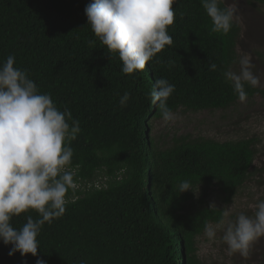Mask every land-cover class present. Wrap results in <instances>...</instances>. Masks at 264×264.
<instances>
[{
    "label": "trees",
    "instance_id": "trees-1",
    "mask_svg": "<svg viewBox=\"0 0 264 264\" xmlns=\"http://www.w3.org/2000/svg\"><path fill=\"white\" fill-rule=\"evenodd\" d=\"M92 2L0 0V63L14 55L15 66L61 111L69 109L81 128L70 142L77 189L68 196L74 203L42 226L37 257L18 251L9 256L11 245L0 241V264H36L37 258L47 264H205L198 238L223 221V205L251 176L257 140L181 135L161 148L149 132L150 121L162 119L149 94L155 80L165 78L175 85L167 100L172 112L236 103L223 73L238 59L241 26L234 22L227 34L212 32L201 0H175L168 26L173 44L143 71L125 74L118 53H109L87 24L84 10ZM245 90L247 98L264 96L258 86L245 84ZM125 91L130 99L121 107ZM183 180L192 190L177 193ZM209 191L220 205L207 203ZM28 215L39 214L29 209L11 223L19 228Z\"/></svg>",
    "mask_w": 264,
    "mask_h": 264
},
{
    "label": "clouds",
    "instance_id": "clouds-1",
    "mask_svg": "<svg viewBox=\"0 0 264 264\" xmlns=\"http://www.w3.org/2000/svg\"><path fill=\"white\" fill-rule=\"evenodd\" d=\"M175 0H93L85 7L87 24L109 53H118L122 72L143 71L146 64L166 46L173 44L168 26L174 23ZM225 0H201L212 21L211 31L227 34L239 21L236 4L220 7ZM15 56L0 63V241L11 245L9 256H38L37 239L42 226L65 214L66 205L74 203L69 191L77 189L76 171L71 167L73 149L70 142L81 132L80 122L65 108L61 111L49 93H41L26 70L15 66ZM239 72L231 69L223 75L232 84L241 102L247 99L245 84L256 87L260 77L253 72L248 55L239 60ZM217 65L210 64L215 70ZM175 85L165 78L155 80L150 101L157 106L165 122L174 119L167 100ZM130 93L120 97L125 107ZM71 121V123H69ZM177 193L192 190L191 181L183 180ZM214 205V204H213ZM212 205V206H213ZM253 215L241 212L223 232L229 255L247 257L254 241L264 237V199L252 205ZM35 210L34 219L15 228L14 216ZM207 230L209 238L215 237ZM36 264H47L42 258Z\"/></svg>",
    "mask_w": 264,
    "mask_h": 264
},
{
    "label": "rangeland",
    "instance_id": "rangeland-1",
    "mask_svg": "<svg viewBox=\"0 0 264 264\" xmlns=\"http://www.w3.org/2000/svg\"><path fill=\"white\" fill-rule=\"evenodd\" d=\"M226 5L236 4L238 7V23L241 34L237 44L238 59L231 70L239 72V60L248 55L254 65L253 72L260 77L258 87L264 88V4L248 2L247 0H225ZM174 119L165 122L163 119L151 120L150 136L158 146L166 148L173 144L174 138L188 135L193 138L205 137L219 141L254 138L258 152L251 168L252 174L245 182L234 200L226 205L225 217L221 223H212L198 238V254L205 264H260L264 259V237L253 242L249 255L239 253L229 255L227 245L222 236L225 226L234 222L241 213L253 215L252 205L257 199H264V96L256 94L244 102L238 100L228 108L204 109L200 111L178 109ZM202 188H197L198 197ZM209 205L218 206L221 203L214 192L205 196ZM213 229L215 237L209 238L207 230Z\"/></svg>",
    "mask_w": 264,
    "mask_h": 264
},
{
    "label": "built area",
    "instance_id": "built-area-1",
    "mask_svg": "<svg viewBox=\"0 0 264 264\" xmlns=\"http://www.w3.org/2000/svg\"><path fill=\"white\" fill-rule=\"evenodd\" d=\"M101 179V178H100ZM91 185V184H90Z\"/></svg>",
    "mask_w": 264,
    "mask_h": 264
}]
</instances>
